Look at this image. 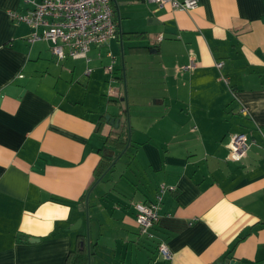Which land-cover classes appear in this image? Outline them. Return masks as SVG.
Returning a JSON list of instances; mask_svg holds the SVG:
<instances>
[{"label": "crops", "instance_id": "0c3cea01", "mask_svg": "<svg viewBox=\"0 0 264 264\" xmlns=\"http://www.w3.org/2000/svg\"><path fill=\"white\" fill-rule=\"evenodd\" d=\"M41 1L0 0V264H264V0H119L87 59L28 42L12 14ZM162 185L150 238L135 205Z\"/></svg>", "mask_w": 264, "mask_h": 264}, {"label": "built area", "instance_id": "2783aa9c", "mask_svg": "<svg viewBox=\"0 0 264 264\" xmlns=\"http://www.w3.org/2000/svg\"><path fill=\"white\" fill-rule=\"evenodd\" d=\"M119 0H42L32 2L33 9L26 14H12V17L27 24L32 30L29 43L48 41L51 50L58 59L67 56L73 59L85 58L93 46L105 45L117 34V25L113 14V2ZM160 6H170L174 10L191 11L198 7V0H148ZM218 68L223 63H218ZM184 67V69L191 68ZM112 66L108 70L112 72ZM244 112V111H243ZM249 151L247 137L235 134L229 143V158L240 161ZM165 186L159 188L153 203L135 205L136 218L141 233L152 238V228L159 221V209ZM164 257L172 254L165 244L159 247Z\"/></svg>", "mask_w": 264, "mask_h": 264}, {"label": "rangeland", "instance_id": "374dc122", "mask_svg": "<svg viewBox=\"0 0 264 264\" xmlns=\"http://www.w3.org/2000/svg\"><path fill=\"white\" fill-rule=\"evenodd\" d=\"M128 61H129V59H128ZM104 63L105 64H108L109 62L106 61ZM79 68H80V65H78V69ZM106 69L107 68H105V69L103 68L101 70V76L104 79V81L106 80V88L107 87H108V89L110 87L118 88L119 91L124 89V93H125L124 95L125 96H126V92H127V95H128V92H129V95H130V93L132 94V92H133V85H132L131 75H129L128 81H127V79H119L116 85H114V84L110 85V81L109 80H110V77H111L113 71L111 73L110 71H108ZM123 77H124V72H123ZM103 79H101V82L100 83H97L96 81H94L93 82V85H95V86L98 85L99 87H101L102 86ZM137 91H139L142 94V96H144V94L146 92L144 90H141L140 86L138 87ZM96 98H99V95L96 96ZM120 99L121 98H119L118 100H120ZM123 101H125V104L123 103L124 109L126 110V112H128L127 113L128 117L126 116L127 125L131 129L132 123H130V122H132V98L130 96L128 97V105H127V100L126 99H123L122 98L121 102H123ZM102 102L105 103L106 102V99H104ZM129 109L131 110V113H129ZM124 114H125V112L122 111V115H124ZM130 114H131V116H130ZM122 171H124V169ZM122 174H124V173L122 172Z\"/></svg>", "mask_w": 264, "mask_h": 264}, {"label": "trees", "instance_id": "16d2710c", "mask_svg": "<svg viewBox=\"0 0 264 264\" xmlns=\"http://www.w3.org/2000/svg\"><path fill=\"white\" fill-rule=\"evenodd\" d=\"M124 130H121L125 133H121V139L119 138L118 141L121 143V151H123L127 145V140H129V128L128 129H125V128H122ZM131 132V131H130ZM108 168V166H106V169Z\"/></svg>", "mask_w": 264, "mask_h": 264}, {"label": "water", "instance_id": "95a60500", "mask_svg": "<svg viewBox=\"0 0 264 264\" xmlns=\"http://www.w3.org/2000/svg\"><path fill=\"white\" fill-rule=\"evenodd\" d=\"M108 118H110V116H107V119ZM114 123V120H112L111 121V124H113ZM116 127H118L119 126V120H117V124L115 125ZM130 142H131V135L129 136V140H128V145H127V147H129V145H130ZM126 152V150L124 151V153ZM81 221H79V223H80ZM38 240V239H37Z\"/></svg>", "mask_w": 264, "mask_h": 264}]
</instances>
